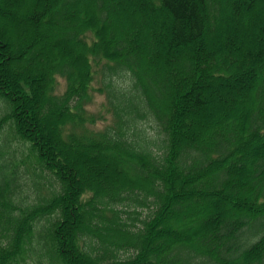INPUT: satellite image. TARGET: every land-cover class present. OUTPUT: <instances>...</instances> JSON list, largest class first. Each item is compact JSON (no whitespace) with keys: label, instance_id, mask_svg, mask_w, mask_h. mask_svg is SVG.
<instances>
[{"label":"trees","instance_id":"1","mask_svg":"<svg viewBox=\"0 0 264 264\" xmlns=\"http://www.w3.org/2000/svg\"><path fill=\"white\" fill-rule=\"evenodd\" d=\"M129 1L0 0V264H264V0Z\"/></svg>","mask_w":264,"mask_h":264},{"label":"rangeland","instance_id":"2","mask_svg":"<svg viewBox=\"0 0 264 264\" xmlns=\"http://www.w3.org/2000/svg\"><path fill=\"white\" fill-rule=\"evenodd\" d=\"M121 1V5H124L123 3V0H120ZM135 0H130L129 2H134ZM124 6H122L121 8V11L125 8H123ZM120 18V16H119ZM125 18V16H124ZM126 19V18H125ZM21 21V20H20ZM141 21V20H140ZM141 23V22H140ZM24 25L23 21H21V26ZM14 30L17 32L19 29L18 28H14ZM43 31L44 33L46 32L47 33H51V34H57V32H48L46 30V28H43ZM47 37V36H46ZM58 79V88L56 89L59 93L63 92L65 87H66V82L64 79L62 78H57ZM56 91V92H57ZM88 108L89 110H91L92 112H94L95 114H101L100 117L97 118V120L95 121V124H94V128L98 129V128H101L103 127L106 123L108 122H111V119H112V115L111 113L107 110L106 108V98L104 96V94H100V93H97V92H93V100L90 102V104H88ZM93 127V125H91ZM189 128H192V126H188ZM91 224L89 223L88 225L85 226V228H89L91 229ZM129 234V233H128ZM103 240H108L106 237L103 239ZM97 242L96 239H92V244L96 245L95 243ZM99 253H103L101 252V249L96 246L95 249L93 251H90V255H95V254H98L100 255ZM130 252L127 251V252H123V251H120L118 252L117 254L120 256V257H127Z\"/></svg>","mask_w":264,"mask_h":264}]
</instances>
